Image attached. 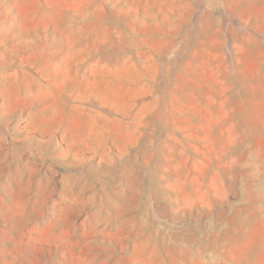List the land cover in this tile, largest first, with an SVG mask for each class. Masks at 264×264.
Listing matches in <instances>:
<instances>
[{
  "label": "rangeland",
  "instance_id": "374dc122",
  "mask_svg": "<svg viewBox=\"0 0 264 264\" xmlns=\"http://www.w3.org/2000/svg\"><path fill=\"white\" fill-rule=\"evenodd\" d=\"M0 264H264V0H0Z\"/></svg>",
  "mask_w": 264,
  "mask_h": 264
}]
</instances>
